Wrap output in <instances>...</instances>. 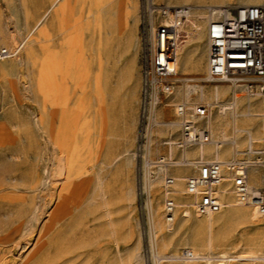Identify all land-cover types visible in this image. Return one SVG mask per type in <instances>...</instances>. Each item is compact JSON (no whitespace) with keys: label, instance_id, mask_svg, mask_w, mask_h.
I'll list each match as a JSON object with an SVG mask.
<instances>
[{"label":"rangeland","instance_id":"obj_1","mask_svg":"<svg viewBox=\"0 0 264 264\" xmlns=\"http://www.w3.org/2000/svg\"><path fill=\"white\" fill-rule=\"evenodd\" d=\"M203 1L206 0H156L179 6ZM211 1L225 4L224 7L255 4L254 0ZM123 6L128 7L129 28L124 25L122 32L116 24ZM195 22L187 18L181 27V40L190 36L189 43L182 45L187 46L193 61L187 68L180 62L179 79L183 82H179L176 99H183L184 87L191 85L196 89L190 92L188 101L211 100L208 105L216 104L214 86H220L223 98L220 96L219 104L210 111L211 127L219 140L221 130L229 138L233 135L234 117H221L222 105L238 97L243 102L237 118L246 129L243 136L253 132L254 151H260L264 146V115L260 110L264 95L253 96L245 87L208 80V21ZM110 30H115L117 37L113 45L106 39ZM22 45L16 57L0 61V264H187L164 259L179 255L181 249L193 243L203 248L211 235L213 245L203 253L208 251L214 257L226 253L231 258L256 253L264 258V218L255 224L229 222L225 215L230 213L226 212L239 208L227 209L215 217L214 231L198 240L192 227L202 218L196 217L195 212L187 221L181 219L179 211L172 230L167 229L163 222L161 179L153 181L146 176L148 198L143 190L146 169L140 171L141 161L135 155L139 141L138 0H0V50ZM100 66L104 81L110 86L104 88L102 113L93 85ZM40 75L50 100L57 96L53 84L59 85L57 89L62 87L59 92L64 89L75 116L70 142L79 169L85 173L79 198L70 213L60 219H53V201L61 184L51 176L59 152L50 141L48 127L43 128L38 121L44 101L38 84ZM186 79L190 81L185 83ZM222 86H227V92ZM202 92L206 93L204 100ZM247 113L251 115L246 116ZM154 114L148 131L150 159L167 151L162 141L170 128L156 124L175 120L173 108L158 107ZM238 158L264 161L257 152H244ZM256 163L252 171H264ZM179 171H184L180 176H187L184 169ZM179 198L192 204L189 196Z\"/></svg>","mask_w":264,"mask_h":264},{"label":"built area","instance_id":"obj_2","mask_svg":"<svg viewBox=\"0 0 264 264\" xmlns=\"http://www.w3.org/2000/svg\"><path fill=\"white\" fill-rule=\"evenodd\" d=\"M213 8L206 28L208 80L228 82L231 86L245 87L252 95H264V3ZM188 13L186 7L138 0L139 141L135 155L141 161L140 171L144 168L151 177H164L167 195L163 212L168 223H174L178 215L179 205L171 192L180 167H190L193 171L186 180V193L198 213H218L224 206L217 189L226 179L225 167L201 154H185L186 150L208 144L212 139L207 124L209 105L202 101L176 99L178 47L181 27ZM20 50L21 47L1 49L0 60L14 58ZM158 107L173 108L175 120L161 122L162 126L170 128L162 141L167 151L150 159L148 131L150 119ZM173 122L175 126H172ZM172 127L177 128L172 131ZM227 170L232 175L238 202L257 207L264 216V189H250L248 163L233 161ZM179 256L186 260L197 259L191 249H182Z\"/></svg>","mask_w":264,"mask_h":264},{"label":"bare ground","instance_id":"obj_3","mask_svg":"<svg viewBox=\"0 0 264 264\" xmlns=\"http://www.w3.org/2000/svg\"><path fill=\"white\" fill-rule=\"evenodd\" d=\"M254 3L255 4H250V5L262 4V3H264V0H254ZM224 5L223 4H217V2H215V1H211V0L207 1L206 0V1L201 2V4H197V5L186 4L185 6H179V5L168 4L167 6H170V7H186V8H188L189 9V13H188L186 19L187 18L194 19L197 23H200L204 19H206L208 22L210 20V17H211L210 9H207V8H211V7L223 8ZM127 9H128L127 6H123L120 9V13H122V14L119 17V19L117 20L118 22L116 24L118 29L120 31H122V32H123V29H124V25L129 28V26H128L129 25L128 24L129 13H128ZM206 11H207L208 16L206 15ZM219 11H221V10H219ZM114 31L115 30L108 31V34H107L108 37H106V39H107V42H108L109 45H113V43L115 42V40L117 38L114 35ZM181 31H182V28H181ZM131 37H132V35H131ZM189 37L190 36H188V35L185 36V38H187L186 41H182L180 39L181 42H180L179 47H178V61H177L178 70L181 69V65H180L181 61L184 62V68H187L190 64H192V61H193L192 58H191L192 55L190 56V54H188L187 50L185 49L187 46H185V48H184V46L182 45L183 42H187V44L189 43ZM127 43H128V41H127ZM20 47L23 48V45L20 46ZM18 48H12V49H7V50H16ZM108 49L109 48H107V50ZM108 52H109V50L106 53H108ZM109 53H108V55H109ZM4 60L5 59L0 60V61H4ZM109 61H110V58H109ZM108 65H109V63H108ZM182 66H183V64H182ZM195 66H196V64H195ZM100 68H101V70L94 77L93 85H94V90H95V93H96L97 100H98L99 105H100L99 113H102V112H104L103 107H102V103H103L104 88H105L106 83H105L104 78H103L102 67L100 66ZM207 72H208V60H207ZM178 74H179V71H178ZM42 78H43L42 75H40L38 84H39V89H40L41 93L43 94V100L44 101H43L42 114H41L40 117H38V121H39V123L41 124V126L43 128L46 127V126L48 127V134H49L50 141H51V143L56 145V147L58 149V152H59L58 153L59 155L56 158L57 162L55 163V168H54V170H52L53 172L51 171L52 172L51 176H53L52 178H54L53 179L54 181H56L57 183L61 184L57 188L58 190L56 192V196H55V199L53 201V206H54L53 219L54 218L55 219H60L61 217L65 216L66 214L70 213L72 204L79 198L80 193L82 191L83 183L85 181V177H84L85 173H83L81 171V169H79V160H78V158H77V156L75 154L74 149L71 146L70 136L72 135L71 129H72V125H73L75 116L73 115L72 111L69 108L68 99L65 96L64 89H63V91L59 92V89L62 88V87L57 89L59 85L57 83L53 84V88H54V90H56L55 92L57 93V96H56V98L54 100H50L49 98L46 97V86L44 85V81H43ZM179 78H180V76L178 75V77H177L178 83L180 81L183 82V80H180ZM186 80H187L186 82L184 81L185 83L190 81V79H186ZM107 85L106 86L110 88L109 84H107ZM195 87L196 86H191V85L190 86L187 85L186 87H184V89H183L184 90L183 91V99L184 100L183 99H177V100H179V101L181 100V101H185V102H191V101H188V97H189L190 92H192L193 89L194 90L196 89ZM226 87L227 86H222L221 87V89L224 90L223 92L226 91V89H227ZM219 88H220V86H214V95H215L214 102L216 101V104H209L210 111L212 110V107L216 106L217 104H219V100H221L220 96H221V92L222 91H220ZM205 94H204V92H202L203 100L205 98ZM211 95L213 96L212 92H211ZM212 96H211V98H212ZM253 96H255V95H253ZM238 100H239V98L235 97L231 103H227V104L222 105V109L220 111L221 117H223V118L227 117L228 114H232L233 117H234L233 124H232L233 125V127H232L233 128V133H232L233 135H232L231 138L227 137V134H225L226 131L224 132V130H221L219 132L220 135L217 136L219 140H217L215 138L216 134H214V130L211 127L212 123H213L212 114L209 113L208 118H207V124H208V127H209V129L211 131V134H212V139H211L210 143L204 144V145H202L200 147H197V148H194L192 150H186L185 151V154L187 156H195V155L201 154V155L205 156V158L207 160L210 159L209 161H215V162L222 163V165L225 167L224 168L225 169L224 172L226 174V179H225L224 183L221 186H219L218 189H217V194L220 197V199L223 201V204H224L223 209L220 212H218V213L200 214L193 208L192 204L188 203V201H185V202L180 201L179 200L180 196L181 197L188 196V194L186 193V180H187L188 176L193 171H192V169L190 167H188V168L180 167L176 171V183L174 184V186H172L171 194H172V196L174 197V199L177 201V203L179 205L178 215H179V211H181V217H182L181 219H184V220L188 221V219H190V217L192 216V213H194V212L196 214V217L198 216V217L202 218L201 220L199 219L200 222L198 221L199 222L198 224L196 223V225L194 227H192V228H194L195 233L197 234L198 237L195 234H193V235L196 236L198 238V240H202L206 232L207 233H212L214 231L215 225H216L214 223L215 217L218 216V215H221L222 213H224V211H227V209L239 208L237 210H232V211L226 212V213H230V214H228L229 216H227V214L225 215L226 217H229V218H226V219H229V222L239 221V222H243L242 224H244V223L255 224V223H260L261 219L264 218L263 214L259 211V209L257 207H255V206H253L251 204H240L238 202L236 193H235L233 185H232V175L227 170L228 165L231 162H233V161H241V162L248 163V165H249L248 185H249L250 189H252V190L264 189V171H261V173H259L257 171L253 172L252 171V169L254 167L253 164H255L256 162H250L247 159L242 160V159L238 158V156L241 155V153H244V152H248V154L249 153L253 154V153L257 152L258 154H261L263 156V158H264V146H263V148L260 151H254V143H255L254 141L255 140H254V136L252 134L253 132L252 133H248L246 138L243 136V133L246 131V129L243 127V125H241L238 122V119H237L238 118V113L240 111L239 109H240L241 105L243 104V102H239ZM209 101H211V100H209ZM251 107H252V105H251ZM263 108H264V101H263L262 109L260 108V110L262 111L261 115H264ZM81 110L83 112V108ZM249 114L247 113L246 116H248ZM153 115H155V114L153 113ZM152 118H153V116L150 119V126L151 127L153 126L152 125ZM220 122H221V120L218 121V124ZM228 123L229 122H227V124ZM173 124H172V126L176 125L174 122H173ZM218 124L216 125L217 127H218ZM245 125H248L247 122H245ZM156 126H162V123L158 122V124H156ZM216 131H219V128ZM150 143H151V141L147 142V152L148 153H150L151 150H152V148H151L152 146L149 145ZM52 151H53V149H52ZM195 151L197 153H195ZM64 156H65V158H64ZM231 156H233V157L231 159L227 160ZM123 163H124V161H123ZM256 164H259V168L264 166L263 162H258ZM127 166H128V164H127ZM123 169L124 168L122 167V171H123ZM179 169H184L187 176H180V175H182V173L184 171L180 172ZM143 175H144L143 176V190H144V192H146L147 198H148V194H147V191L145 189V177L147 176V178H149V179H151L153 181H154V179H157V178L161 179V181H162L161 182L162 183L161 184V191H162V195H163V209H164V201H165V198H166V195H167V191H166V189L164 187V177H162L161 175H156L155 177H151L149 175V173L147 172V170H144V174ZM153 183H155V182H152V184ZM158 184H159V182H158ZM127 185H129V183ZM101 187H102V185H101ZM127 187H129V186H127ZM100 195H102V194H100ZM145 208H146V213L148 215L147 203L145 205ZM149 210H150V208H149ZM162 213H163V217H164V221L163 222L167 223L166 224L167 229L169 231H171L172 230V226H173L172 224H174L176 221L174 223H168L166 221V219H165L163 210H162ZM178 215H177V218H178ZM159 220H160V218H159ZM161 223L162 222L159 221L157 223L158 226L161 225ZM225 223L227 225V222H225ZM153 225L154 226H152V228L153 227L155 228L156 227V223H155L154 219H153ZM263 225H264V223H263ZM158 230H160V229H158ZM153 231H155V230L153 229ZM170 233H172V232H170ZM205 243L206 244H205V246H203V248L199 247L197 244H194V243H193V245H190L188 248H183V249H191L194 252V254L197 256V259H193V260L182 259L179 256L180 255V252H179V255H177L175 257L173 256V257H170V258L164 259V260L169 261V262H176V263L178 261H180L181 263L184 262V263H187V264L195 263V262H205V264H214L215 261H221V262H229V261H258V262H263L264 263V258L258 257L256 255V253H243V254H240L239 256L235 257V258H231V257L227 256L226 253H222L218 257L211 256V255H209L208 251H207V253H203V251L211 249V247L213 245V236L211 235L210 238H209V241H207ZM155 255L156 256L159 255V252L156 251ZM163 257H164V254H163ZM159 263H161V261H158V264Z\"/></svg>","mask_w":264,"mask_h":264},{"label":"crops","instance_id":"obj_4","mask_svg":"<svg viewBox=\"0 0 264 264\" xmlns=\"http://www.w3.org/2000/svg\"><path fill=\"white\" fill-rule=\"evenodd\" d=\"M138 51H139V42H138ZM138 51H137V55H138ZM139 89H140V80H139Z\"/></svg>","mask_w":264,"mask_h":264}]
</instances>
